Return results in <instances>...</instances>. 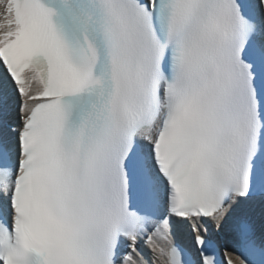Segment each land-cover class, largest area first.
Listing matches in <instances>:
<instances>
[{
  "label": "snow or ice",
  "instance_id": "1",
  "mask_svg": "<svg viewBox=\"0 0 264 264\" xmlns=\"http://www.w3.org/2000/svg\"><path fill=\"white\" fill-rule=\"evenodd\" d=\"M0 264H264V0H0Z\"/></svg>",
  "mask_w": 264,
  "mask_h": 264
}]
</instances>
